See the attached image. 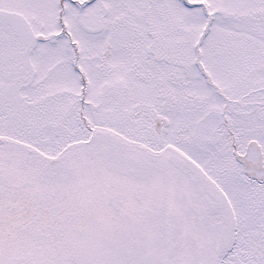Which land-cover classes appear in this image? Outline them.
I'll list each match as a JSON object with an SVG mask.
<instances>
[{
    "label": "snow or ice",
    "instance_id": "obj_1",
    "mask_svg": "<svg viewBox=\"0 0 264 264\" xmlns=\"http://www.w3.org/2000/svg\"><path fill=\"white\" fill-rule=\"evenodd\" d=\"M0 264H264V0H0Z\"/></svg>",
    "mask_w": 264,
    "mask_h": 264
}]
</instances>
